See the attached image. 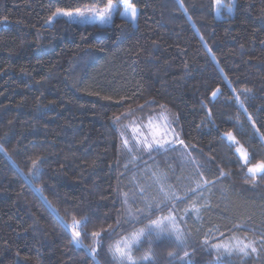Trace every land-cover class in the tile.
<instances>
[{
    "label": "trees",
    "instance_id": "16d2710c",
    "mask_svg": "<svg viewBox=\"0 0 264 264\" xmlns=\"http://www.w3.org/2000/svg\"><path fill=\"white\" fill-rule=\"evenodd\" d=\"M106 2L0 0V264H114L107 248L119 230L101 246L83 236L80 246L69 226L76 215L89 218V232L115 227L135 170L155 159L168 174V161L177 167V150L129 163L121 142L122 123L161 105L205 178L216 180L218 169L230 175L205 189L198 219L183 218L177 204L184 243L161 237L151 245L153 264H264L259 243L248 256L212 247L221 233H264V182H247L221 135L231 131L253 163L264 159V0H234L219 16L215 0H132L135 24L120 4L107 25L46 23L57 8Z\"/></svg>",
    "mask_w": 264,
    "mask_h": 264
},
{
    "label": "snow or ice",
    "instance_id": "6c2138e0",
    "mask_svg": "<svg viewBox=\"0 0 264 264\" xmlns=\"http://www.w3.org/2000/svg\"><path fill=\"white\" fill-rule=\"evenodd\" d=\"M217 7V15H219V8L221 5V0H215ZM118 4L123 6L124 11L121 15L127 19L135 20L137 15V7L132 0H118V3H114V0H107L103 8L92 9L91 12L82 11L79 7L72 9L57 8L56 11L52 13L49 17V23L53 18L58 16L68 17L71 20H82V21H97L101 23H106L112 19V14L114 11H118ZM228 10L231 11L233 4L227 5ZM220 90L217 89L212 93L215 97ZM247 92L248 90H242ZM235 92V89H233ZM237 102L243 106L244 101L239 99V94L236 95ZM110 99V98H109ZM150 103H154L151 101ZM142 107V106H141ZM162 111L158 114L157 122L153 123L152 120L149 121L146 127L147 131L142 132L140 127L134 129V135L129 138L126 136L125 131L120 132L121 142L123 147H125L129 154L134 151H147L149 153L177 150L181 151V158L193 166V177L195 187L189 188L183 196L178 195L177 191L174 189L172 184L166 183L168 176L166 174L157 175L156 173L151 174V178L155 183L156 192L159 196H152L150 198L145 197L147 189L142 186H138V194L141 197V202L144 204L142 208H136L134 210L129 209L125 217L121 220L116 221L115 227L109 225L107 228H101L100 230L88 231L86 225L89 222L87 216L82 218H77L76 215L72 216L71 225V237L72 241L80 246H83L82 237L90 236L91 239L97 246H101L104 242L105 237L111 236L118 230L120 232L119 238L113 243L108 245L107 252L111 254L114 264H153V253L151 251V245L159 240L161 237H166L173 240L177 245H183L185 236L184 230L179 226L182 218L176 215L177 204L187 200L189 193H192L199 198H203V191L206 188H211V186L219 180L220 177H225L230 175V173L218 169L219 177L216 180H209L205 178L204 165L201 164L195 157L190 155L191 148L185 143L181 138V133L176 130L173 125L176 123L175 117H169L164 111V106H160ZM245 111H247L245 109ZM251 120V116H249ZM117 123H119L120 117H114ZM135 124L136 122L133 121ZM127 125L124 126L127 129ZM252 127L255 129V122H252ZM259 134V130L256 129ZM222 138L229 144L230 147L235 148V155L237 159L241 162V167L246 168L245 173L248 177L247 182L255 184L258 182H264V159H258L255 163L252 162V155L248 150L240 143L235 135L231 131L223 132ZM261 139H264V135H261ZM134 142V143H133ZM0 151H5L0 145ZM187 154V155H185ZM5 155L7 152L5 151ZM135 159V157H133ZM209 162L214 161L209 158ZM40 163L39 159L32 160V168L29 169L31 173L33 169L38 170V165ZM29 182H32L31 180ZM129 197L125 193L124 202L128 204ZM133 203L136 200L133 198ZM190 208L193 212H199L200 208L197 207V203L194 201ZM164 209H168L167 215H159L153 218V214L156 212H163ZM189 212L188 208L184 209V213ZM63 219V218H61ZM147 221V223H144ZM142 224V227H136V225ZM235 228L239 229L241 225H234ZM128 229H131L130 231ZM220 238H224V234H220ZM247 241V242H245ZM144 243L149 245V249L144 251L142 255L137 256L135 253L143 246ZM207 243V241H206ZM259 243L264 246V233L258 238V240H249L247 235L243 239L232 235L228 238L226 243H216L212 247L217 251L219 255H241L248 256L250 253H256L257 247L255 246ZM87 247V246H84ZM91 253L95 254L97 252V247L89 249ZM170 256L174 253H169ZM189 256L188 252H184V257Z\"/></svg>",
    "mask_w": 264,
    "mask_h": 264
},
{
    "label": "rangeland",
    "instance_id": "374dc122",
    "mask_svg": "<svg viewBox=\"0 0 264 264\" xmlns=\"http://www.w3.org/2000/svg\"><path fill=\"white\" fill-rule=\"evenodd\" d=\"M230 2H231V4H233L234 0H230ZM114 3H117V2L114 1ZM103 6H104V4L103 5L82 7L80 9L82 11H86V12L90 13L92 9L103 8ZM222 9H224L227 12H231L232 11V10L231 11L228 10L227 5L225 6L224 0H221V5H220V8H219V15H220V12H221ZM72 10H74V9H72ZM123 11H124V9H123V6H122L121 9H120V15H121V13ZM115 12L116 11L113 12L112 18L115 15ZM216 12H217V7H216ZM58 17H64V16H58ZM136 17H137V15H136ZM55 18H53V20ZM64 18H67L68 20L73 21V22H79V23H85L86 22V21H82V20H78V19L77 20H71L68 17H64ZM111 20L106 22V23H101L99 20H97V21H87V22H89V23L95 22V23L100 24V25H107V24H109L111 22ZM129 20H131L135 24L136 18H135V20H132V19H129ZM46 23L49 24V19H48V21ZM164 112L167 115H169L170 118L173 117L169 112H167V111H164ZM159 113H156L154 115L148 116L146 119L132 118L129 121H127L125 123H122L121 131H125L126 136H128L129 138H131L134 135V129H136L137 127H140L142 132H146L147 129H146V127H143V126L148 125L150 120H152L153 123L157 122V118H158V114ZM133 121H135L136 123L134 124ZM125 125L128 126L127 129L124 128ZM123 149H124V152L126 154V160L129 163L130 162H134L136 160H141L143 158L144 153L147 152V151H134L133 153L129 154L128 150L125 147H123ZM185 155H187V154H185ZM133 157H135V159H133ZM176 157H177V160H178L177 167H175V165L172 164L171 162H169V161L167 162V166L166 167H167V170L169 171L170 176H169L168 172H166V169L161 164V162L156 160V159L153 160V161H150L149 163H145L142 167H140L139 169L135 170L129 176V178H128V187H127V191H126L127 194L129 193L128 194L129 195V201H128V204H126L127 212H128L129 209L134 210L136 208L144 207V204L141 202V197L138 194V186H142V187H145L147 189V191L145 193V197L150 198V197L155 195V196H157V198H159V196H158V194L156 192L155 183H154V181L151 178V174L152 173H156L157 175L166 174L168 176V180L166 181V183L172 184L174 186V189L177 191L178 195H181V196H183L185 191H187L189 188L195 187L194 180L196 178L193 177V175H192L193 166L190 163H186L181 158V151L179 150V146H177ZM133 198L136 200V203L132 202ZM205 199H206L205 190L203 191V198H199L198 196H196L194 194L190 195L187 198V200L183 201V203L181 202L182 204L178 207L180 215L183 218H185V219L188 216H192L193 217L192 219H194V220L198 219L199 216H200V213H201V207L205 203ZM194 201L197 203V207L200 208V211L198 213L197 212H193L191 210V208H190V205ZM185 208L189 209V212L187 214L184 213V209ZM167 214H168V212L163 214V215H167ZM179 226H180V224H179ZM140 227H142V226H140ZM232 235H235V236L243 239L246 234L234 233V234H231V235L223 238L222 240H220V241H218L216 243H226V242H228V238L230 236H232ZM184 236H185V234H184ZM247 237H248L249 240H253L248 235H247ZM245 242H247V241H245ZM148 249H149V245L147 243H144L143 246L135 254L137 256L142 255L143 252L147 251ZM216 253H217V251H216ZM224 255H227V254H224ZM224 255H220V256H224Z\"/></svg>",
    "mask_w": 264,
    "mask_h": 264
}]
</instances>
